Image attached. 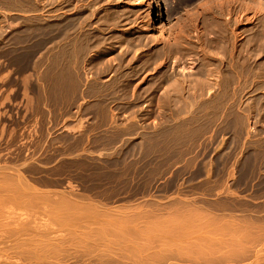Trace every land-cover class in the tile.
<instances>
[{
	"label": "rangeland",
	"instance_id": "1",
	"mask_svg": "<svg viewBox=\"0 0 264 264\" xmlns=\"http://www.w3.org/2000/svg\"><path fill=\"white\" fill-rule=\"evenodd\" d=\"M19 1L0 0V167L8 166L11 168H18L35 188L45 193L47 197L54 198V201H56V198L57 200L58 198L60 199L61 194L68 193L74 197V200H79L81 203L88 204L86 206L98 204L97 206L101 210L111 214L116 213L115 215L121 217L126 216L130 218L129 222H127L128 231L123 233L120 231L116 232L117 229H115V231H110L109 229L103 230L99 228V226L93 227L94 229L88 226L78 227V229L80 228L79 230L77 229L79 233L80 231L88 233L90 230L89 232H92L91 235L95 240L96 238L98 239L99 236V239L94 241L96 243H88V246L92 245L94 248L88 247L87 244L85 246L84 244L79 246V244H73L69 239L70 236L68 237L65 234L67 232L66 227L58 226L57 222L53 220L49 212L51 209L48 208L54 205V201L48 198L51 201H48L49 205L47 201L42 202L45 203L47 207L44 206L45 204L40 203L36 207H32L31 210L28 208L29 210L27 209L26 211L28 213L31 212V217H36L35 219H37H30L33 224V226L30 224L31 236L35 230L38 236L41 232L42 238L40 236L38 237L36 232L34 235L40 238V241L43 238H49L51 243L50 241L47 243V239L43 240L46 241L47 246L48 244L50 246L45 247L41 245V247L43 246L44 248H42V250L41 248H37L40 246V243L45 244V242L39 241V243L37 241L39 239L33 235L37 240H35L33 236L32 239L36 241L35 244L38 242L39 245H34V242L31 243L30 251H23L27 252L26 255L21 249L16 248L17 250H15L11 248V251H7L6 253L9 255L11 252V255H9V257H11L8 261H2L4 264H88L87 262L85 263V261H93L102 264H203L207 261L203 260L201 262L199 258L197 259L198 261H196L189 256L191 260L189 257L186 258L185 255H182L180 259H178L179 257L171 255L172 257H161L162 260H159L160 249L166 247L160 243L148 249H141L142 256L148 252V258H145L143 261L134 258L129 259L128 253L124 251H127L126 249H137V247L133 245H136L139 240L137 237L140 235L144 233H154L151 230L139 231L138 228L142 225H148L149 227H157L156 224L161 227L168 225L181 226L175 223L176 219H179V221L189 220L192 215L194 222L191 221L189 223L191 225L188 226L193 225V227H196L192 235V240L195 242L197 239L201 238L216 240L217 237L222 236V232L218 233L217 229L212 228L213 225L201 226V220L206 218L207 215H229L235 211H248L259 218L261 217L260 215H264V112L261 111L263 115L259 114L261 109L264 110V84H262L264 83V55H262V52L264 54V14H250L254 17L251 23L253 26L251 27H254L253 30H255V33H261V39L263 40H258V42L255 43L256 55L254 53V57L256 56L257 60L254 58V70L252 74L254 80L251 78V81L253 80L251 84L252 92L250 95H245L246 100L242 103L233 104L234 107L231 104H224V106H222L223 104H221V106L220 104H189V107H192L187 108L188 104L186 106L179 103L167 105L163 101L159 102L160 100H158V97L161 95L160 90H162L165 85L162 87L158 86V88H161H159L160 90L158 88L152 90L153 88H150L149 84H153L152 82L156 80L158 82L166 68H169V70L166 69L165 71L168 70L177 73V67L175 66V68L171 63L169 65L165 64L164 67L160 66L162 60L157 58L156 62L150 64L145 70L140 71L131 84L125 85L124 88L117 89L118 92L126 93V96H132V98L134 96H142L143 99L138 98V101L137 99H133L132 101H124L125 99L122 101V99H119L108 102V104L106 102L102 104L103 102H96L94 99L96 95L94 94L96 93L95 82L97 80L95 78L96 73L91 67L89 60L91 59V53L86 58L89 62L85 61L80 64L81 66L79 65L80 67L77 69L78 72L76 70V74L70 73L68 80L71 83L68 81V92H64L60 57L57 52L58 45L56 42L51 43L54 48L52 51L48 50V52L40 38L33 37L29 34L28 18L31 10L26 6L27 3H24V0H21L23 4ZM54 1L55 0H49L50 6L48 4V7H51V9H47L46 12H48V16L49 13H51L50 17L46 18H58L59 14H65V12L67 13L70 10V7L63 8L60 2L61 0H56V3ZM79 1L77 5H79V3L81 4L79 6L76 5L78 9H86L88 4H93V6L95 4L94 7H96L98 11H106L108 9V12L116 11V13H122L121 19L123 18V21H120L122 24L114 29L113 32L117 33L119 36L126 34L125 36L129 37L131 35L130 37L134 38L132 45L134 43V47H142L141 50H144H139L136 53L140 55H149L155 53V51L159 52L161 48L164 50L168 49L167 47H170L171 44L174 43L173 38L168 33L169 30L174 29L176 32L179 26L187 21L183 20L185 16H182L185 14V11L178 10L181 6L179 3L182 2L184 3L183 5H185V2H179V0H159V8L162 13V15L159 16V21L156 15L158 14V7L154 0ZM211 1L212 0L208 2L211 3ZM6 2L8 4H6ZM12 2L15 4L17 3L19 8L14 5V3L12 5ZM150 2H153L154 7H151ZM22 5L24 7H22ZM188 5L193 7V2H190ZM59 9L62 10L60 11ZM65 9H67V11ZM186 9L187 13L193 11V9H189L188 7ZM235 10L236 13L232 15V27H235V31L237 32L236 39L238 42L241 40V47L246 38V21H244V17L246 16L242 9V11L239 12V7L235 8ZM54 11H56V16ZM99 14L100 13H98L97 16H99ZM151 15L154 16L150 19ZM191 17L192 14L188 18L191 19ZM153 18L154 25L156 27L158 25L159 28L160 24H158V22H161L167 32H162V35L160 33L159 35L162 37L159 35L158 37H161V40L152 47L151 44L154 40H149V42L147 41L145 43L142 40V43H139L137 36L143 34L145 28L148 27L151 35L158 34L153 27L151 28ZM23 19H25V21ZM98 23L99 21L93 20L90 25L95 26L91 27L85 25L84 27L86 28L83 27L80 33L86 35L88 31L84 30H87V28H96ZM198 25L200 27L202 26L201 21ZM189 26L190 24L188 28ZM189 29L190 34L196 33V29H192V26ZM242 29L243 31L241 33ZM260 30L263 31L261 32ZM133 35H135V37ZM238 37H240V39H238ZM187 39L189 41H186L187 43H183L185 45H182L186 46L187 49V55H184L187 63L185 62L184 64L186 66L191 64V70L197 65L199 66L198 68H201L205 62L203 58L202 60L198 58L201 52H196L195 50L196 47L194 46H197V42H195L196 38L194 40V35H189ZM150 42L152 43L150 44ZM168 43H170V45H168ZM143 45L149 48L143 47ZM187 46L188 48L191 47L190 52ZM43 49H46L45 52ZM194 52H196V54ZM48 53H51L50 56ZM188 53L192 54L188 55ZM129 55L131 56V53ZM193 56L195 57L193 58ZM240 56L243 57L242 54ZM107 58H109V56H107ZM200 63H202V66L199 65ZM170 67L172 68L170 69ZM161 68H163V72ZM157 70H160V73ZM74 74L76 78H73L75 77ZM93 75L95 76L93 77ZM240 79L239 84L241 89L239 88L237 93L245 92V87H243L245 85L244 78ZM257 83H259V85ZM92 88H94V90ZM140 88L142 90H140ZM124 89H126L127 92ZM131 89L135 90L132 91ZM71 91L73 92L71 93ZM129 93H131V95H129ZM66 95L69 96L65 97ZM77 96L80 97L78 98ZM69 98H71L72 101ZM93 103H97L96 105L100 104L96 108ZM93 106L95 107L93 108ZM108 107L111 110L108 109ZM183 108L185 109L184 111ZM106 109L112 112L117 111V118L108 116L110 119H95L93 116H88L86 114V112H93L94 110V112H109L106 111ZM125 111H128L127 113L129 114ZM78 112H83V114L80 115ZM182 112H185L184 114L187 116H184ZM244 113L247 114L245 115ZM254 113L255 115H253ZM130 114H132L133 117H130ZM241 114L242 116H240ZM136 116L138 117L136 118ZM247 116L252 117L246 119ZM257 116H259L258 121L256 120ZM255 126L256 128H260V130H258V132L261 131L260 133L254 131ZM255 132L259 134V136ZM253 138L257 141L256 145ZM260 140L262 142H260ZM184 176L188 179V182H193L192 185L189 186L191 190L184 192L180 184L175 188V191L172 192L173 195H176L174 196L175 198L169 202L161 203L154 199L160 197L156 196L152 191L160 180L165 179L166 182H170L171 180L181 181ZM185 178L183 180H186ZM67 180L68 186H65ZM240 194H242V196H239ZM139 197H147L148 199L145 200L146 203L141 205L127 204L114 206V204L119 201L132 202L135 199H139ZM239 197H241L242 200L238 201ZM180 208L186 209L187 212H185V210L181 211ZM98 212L101 213L100 210ZM189 212L192 214L185 217V214ZM95 214L98 213L95 212ZM171 219L175 222H172ZM37 221L42 222L38 223ZM34 222L37 223L35 226ZM46 222H54L55 224L53 226L45 224ZM151 223H155L156 226L150 225ZM43 225L45 226L43 227ZM48 225L50 227H48ZM47 229H50L49 232ZM38 230L41 231L39 232ZM136 233L137 235L134 236ZM170 235L179 237L181 234L171 233ZM102 237L110 240L113 239L115 243H108L106 241L100 242L103 241ZM177 239L174 241H185L184 239H182V241ZM62 241H64V243ZM52 243L54 245H52L53 247L56 246L60 249L59 252L53 250L54 248L51 246ZM32 245L36 249L34 247L32 248ZM255 245L256 248L253 251L255 254L252 257L248 256L250 251L246 250L247 252H244L246 256H227L223 262L221 260L216 262L213 259L212 261L210 260L209 263L264 264V258L261 257L264 251V242H257ZM181 246H184V244ZM46 248L51 252H48L49 254L46 259L41 257L42 255L40 253L41 259L39 260L37 256L28 254L33 252L34 249V252L38 249L36 253H38V251L43 252V250L45 252L47 251ZM228 248L229 246L221 248L220 251L228 250ZM90 249L94 250L92 251ZM109 250H113V253H116H112L111 255ZM119 250H122V252ZM143 250L146 252H143ZM153 250L158 251V254ZM24 255L28 257H24ZM155 255L159 257L158 260L157 257L153 259ZM150 257L152 261L149 259ZM147 259L149 261H147Z\"/></svg>",
	"mask_w": 264,
	"mask_h": 264
},
{
	"label": "bare ground",
	"instance_id": "2",
	"mask_svg": "<svg viewBox=\"0 0 264 264\" xmlns=\"http://www.w3.org/2000/svg\"><path fill=\"white\" fill-rule=\"evenodd\" d=\"M78 1L61 0L60 2L62 3L63 8L64 7L65 8L70 7V10L67 13L64 11L65 14L64 13L62 14L60 12L62 15L59 14L58 18H56V17L46 18V17H50V13H51L50 12L49 16H48V12H46L47 9H51V7H48V4L50 3L49 0H24V3L25 2L27 3L26 6L29 7V10H31V13L29 12L30 14H29V18H28L29 34L33 37L40 38L43 41V45L46 46L47 51L48 50L52 51V49L54 48L51 43L56 42V44L58 45V46L57 45L56 46H57V52L59 54L58 56L60 57V68L62 71V85H63L64 92H66L67 88H69V85H68L69 80L68 79H69L70 73L71 72H72V74L75 73L76 70L78 69V67L81 66L80 64L84 63L85 61L89 62L88 60H86V58L89 56L90 53H91V56H90L91 59H89L90 64L96 73L95 78L97 80L95 82L96 83V85H95L96 86V93H94V94H96V95H95L94 99L96 102H100V103L103 102L102 104H104V102H106L108 104V102H112L114 100L116 101L119 99L120 100L122 99V101L124 99H125L124 101H132L133 99H137V101H138V98L143 99L142 96H139V97L136 96L137 98L135 96L133 98H132V96H128V95L126 96V93L118 92L117 89L124 88L125 85L131 84L133 79L138 75V73L140 71L145 70L146 67L150 66V64L156 62L157 58H160V60H162V62L159 61L160 66L164 67L165 64L169 65L171 63L172 66L177 67V73L176 72L173 73V71H168L169 68H166V69H168L167 71H165L166 69L164 68L165 70L163 72V68H161L163 74L161 73L162 75L160 76V80L158 82H157V80L155 82L153 81L152 82L153 84H149V87L153 88L152 90H156V88H158V86L162 87L165 85L164 88H162V90H160L161 89L160 87H159L160 89L158 88L161 91V95L158 97V100H160L159 102L163 101L167 105H171L173 103H179V104L186 106L188 104L187 108L192 107V106L189 107V104L190 105H192V104L193 105L194 104H196V105L197 104H209V105L210 104H220V106H221V104H223L222 106H224V104H226V105L231 104L233 106V104L242 103L244 100H246L245 95H250V93L252 92V85L251 84H252V81L254 80L252 78V74H253V70H254V60L256 59V56L254 57L255 43L258 42V40H263V39H261L262 38L261 33L260 34L255 33V30H253L254 27L253 28L251 27V26H253L251 23H252V20L254 17H253V15H250V14H252V13L253 14H264V0H212L211 3L208 2L210 0H179V2L180 1L185 2V5H183L184 3H182V2H181L182 4L179 3L181 6L179 7V5H178V7H179L178 10L185 11L184 12L185 14L182 15V16H185V18H183L182 16L181 17L183 18V20H187V21H185L184 24L179 26V28L176 32L174 29L169 30L168 33L173 38L174 43H172L170 47H167L168 49L164 50L160 47L161 51H159V52L155 51V53H152L149 55L144 54L145 52L143 53L144 55L136 54L139 50H141L142 47H134L133 46L134 43L132 45L134 38L130 37L131 35L130 36L128 35L129 37L125 36L126 34L119 36L117 33L113 32L114 29H116L118 26H120L122 24L121 23L123 21L122 20L123 18L121 19L122 13L121 14L116 13L115 10H113L115 12H112V11L108 12V9L106 11H98L96 9V7H94L95 4L93 6V4L91 5V4H88L87 2H86L88 4L87 8H86L87 10L85 8L84 9H82V8L78 9L76 7V5L78 4ZM154 1L157 3L158 14H156V15L158 16V21H159V16L162 15L161 9L159 8L160 7L159 6V0H154ZM188 1H189V3L193 2V7H190L188 5L189 4ZM19 2L21 3L22 1L20 0ZM54 2L56 3V0ZM13 3L14 2H12V5H13ZM53 3H52V5H53ZM86 3H84V4H86ZM6 4H8V3L6 2ZM6 4H4V5H6ZM22 4H23V2H22ZM80 4L81 3H79V5ZM14 5H16L18 7L17 3L16 4L14 3ZM79 5H77V6H79ZM150 5H151V7H154L153 2H150ZM49 6H50V4H49ZM92 6L94 7V9ZM22 7H24V6L22 5ZM187 7L189 9L190 8L193 9V11L187 13V9H186ZM238 7H239V12L243 10L244 15L246 16V17H244L245 18L244 21H246V23H245V25H246L245 37L246 38H245V42H244L243 46H241V47H240L241 40H240V42H238V40L236 39L237 38V32L235 31V27H232V23H233L232 15H234L236 13L235 8H238ZM54 8H52V9H54ZM99 9H101V8H99ZM65 10L67 11V9H65ZM85 12H87V13H85ZM54 13L56 16V11H54ZM54 13H52V14H54ZM98 13H100L99 16H97ZM191 14H192V17L190 19L188 17ZM42 16H45V17H42ZM153 16L151 15L150 19ZM51 17H52V15H51ZM238 17H241V16H238ZM177 19H178V17H177ZM235 19H236V17H235ZM238 19H240V18H238ZM23 20L25 21V19H23ZM93 20H95L97 22L99 21L96 28L91 29L89 27L90 29L87 28V30H84V31H88L87 34L84 32L86 35H83L82 33H80V32H82V29L85 25H88L91 27L95 26V25H93V26L90 25ZM200 21L202 24L201 27L198 25V23ZM188 22L190 24L189 28H191V26H192V29H194V30L196 29L195 30L196 33L192 32L193 34H190V29L188 28V25H189ZM127 23H129V22H127ZM158 24H160L159 28H158V25H157V27L154 25V18H153V20L151 22V28L153 27L158 32V34L157 35L152 34L153 35L152 36L150 34V30L148 29L149 27L145 28V30L142 28L144 30V33L141 35L139 34V36H137L138 42L142 43V40H143V42L145 43L147 41L149 42V40H154L153 43L150 42V44L152 43L151 46L153 47V45L155 43L160 41L161 40L160 38L162 37L161 36L162 32L166 31V29H164L161 22L160 23L158 22ZM237 24H238V22H237ZM261 27H262V25H261ZM84 28H86V27H84ZM242 31H243V29L241 30V33H242ZM160 33H161V35H159ZM239 33H240V31H239ZM158 35L161 37L159 38ZM189 35H192V36L194 35V40L196 38L195 42H197L196 43L197 46H194V47H196L195 50H196V52L197 51L201 52V53H199L198 58H199V60H202V58H203L204 62H205V64L203 66L201 65L203 63V61H202V63L199 64L202 66L201 68H198L199 67L198 65L196 67H194L195 70L194 69L191 70V68H192L191 64L190 65L187 64L188 66H186L184 64L185 62L187 63L186 58H184L185 57L184 55H187V51H186L187 49H186V46H182V45H185L183 43H187L186 41H189L187 39L189 37ZM133 36L135 37V35H133ZM238 39H240V37H238ZM241 39L244 40L243 38H241ZM136 42H137V40H136ZM150 44H148V45H150ZM189 44H190V42H189ZM54 45H55V43H54ZM135 45H136V43H135ZM168 45H170V43H168ZM144 46L145 45H143V47ZM187 48H188V46H187ZM46 49H43L44 52ZM188 49L190 52L191 47H189ZM54 50H56V49H54ZM141 51H144V50L142 49ZM151 51H153V50H151ZM53 52H55V51H53ZM196 52H194V53L196 54ZM130 53H131V56L129 55ZM149 53H151V52H149ZM48 54L50 56L51 53H48ZM54 54H56V53H54ZM189 54H192V53H188V55ZM241 54L243 57L240 56ZM255 55H256V53H255ZM262 55H264L263 52H262ZM107 56H109V58H107ZM129 56H130V58L128 59ZM194 57L195 56H193V58ZM49 59H50V57H49ZM127 59H128V61H127ZM188 59H189V57H188ZM188 62L191 63L190 61H188ZM90 64H87V65H90ZM171 68L172 67H170V69ZM256 68H257V66H256ZM157 71L159 72L160 70H157ZM77 72H78V70H77ZM75 74H74V76H75ZM157 75H159V74H157ZM94 76L95 75H93V77ZM153 77H155V76H153ZM73 78H76V76ZM240 78H242V79L244 78V82H245V85L243 86V87H245V92H243V93H240V92L237 93L238 89L240 88V84H239V80H241ZM251 78L253 79L252 81H251ZM60 79H61V77H60ZM259 83H257V84L259 85ZM262 84H264V83H262ZM146 85H148V84H146ZM260 85H261V83H260ZM94 88H92V89L94 90ZM126 89H127V87H126ZM126 89H124V90L126 91ZM133 90H135V89H133ZM140 90H142V89L140 88ZM144 90H145V88H144ZM119 91H121V90H119ZM243 91H244V89H243ZM72 92L73 91H71V93ZM146 92H147V90H146ZM146 92H144V93H146ZM71 93H68V94H71ZM137 93H139V92H137ZM129 95H131V93H129ZM67 96H69V95H66L65 97H67ZM77 97L79 98L80 96H77ZM69 99H71V98H69ZM74 100H76V99H74ZM71 101H72V99H71ZM133 102H136V101H133ZM146 103H148V102H146ZM96 104H94V105L97 108L99 106V104L98 105H96ZM127 104H128V102H127ZM145 105H147V104H145ZM95 106H93V108ZM109 107H108V109H110ZM127 107H129V106H127ZM226 108H227V106H226ZM100 109H101V106H100ZM223 109H222V111H223ZM184 110L185 109L183 108V111ZM94 111L93 112H86V114L88 116L89 115L93 116L95 119L96 118H101V119L105 118L106 119V118H109L108 116H110L111 118H115L117 116L116 110H115L116 112H112V111H109L106 109V111H109L107 113L104 111H101V112H94ZM204 111L207 112L206 110H204ZM261 111L264 112V110L261 109L259 114H261ZM133 112H134V110H133ZM258 112H256V113H258ZM78 113H80V112H78ZM184 113H183V115L187 116ZM81 114H83V112H81L80 115ZM127 114H129V113H127ZM132 114H134V113H132ZM132 114H130L131 115L130 117H133ZM186 114H187V112H186ZM263 114H261V115H263ZM253 115H255V113ZM240 116H242V114ZM137 117L138 116H136V118ZM248 117L249 116H247V118L246 117L245 118L248 119ZM251 117H249V118H251ZM258 117L259 116H257V119H256L257 121H258ZM131 119H133V118H131ZM253 119H255V118H253ZM256 120H253V121L257 122ZM259 121H260V119H259ZM263 127H262V129H263ZM258 130H260V128H256V126H255L254 131H257V133H260L261 131L258 132ZM257 135L259 136V134H257ZM262 137H263V135H262ZM254 139L255 138H253V140ZM253 140H252V143H253ZM254 141H255V145H256L257 141L256 140H254ZM260 142H262V141L260 140ZM254 147L257 148L256 146H254ZM260 148H258V149H260ZM48 198H50V197H47V195L45 193H43L39 189L35 188L26 179L25 175L22 174L18 168H11L8 166L0 167V264H4L2 261H6V260L8 261V259H10L11 256L9 257V255H11L10 254L11 252L10 253L8 252L9 255H7L6 253H7V251H11V248L12 249L14 248L15 250L21 249L22 252L24 250H27V252H29L30 247H31L30 244L33 242H34V245H36V244L39 245L40 242H45V244H46V241H48L47 243H49V241L51 243V240L49 238H43V239H47V240L45 241V240L41 239V241H40V238H37L38 234H37V231L35 230L37 236L34 235L35 232L33 233V235L39 240L35 239V237L33 235L32 236L38 242L40 241L39 243L37 242L35 244L36 241H34L32 239L33 237L31 236V231H30V227H31L30 224H32L30 219L33 217H31V215H30L31 212L28 213L26 211L28 208H30V210H31L32 207H36L38 204H40L42 202H45V201L51 202L50 199H52V198H50V199H48ZM53 199H52V201L55 200V199L54 200ZM49 202H48V205H49ZM42 204H45V203H42ZM53 204H51V205H53L52 207L50 206L51 208L50 207L48 208V209H51L49 212L52 215L53 220L57 222L58 226L66 227L67 232L65 231L66 232L65 234L68 237L70 236L69 237L70 241L73 244L76 243L75 245L79 244V246H80L81 244H84V246H85L87 244V246H88L89 245L88 243H90V244L96 243L94 241L99 239V236H98V239L96 238V240H95V238L91 235L92 232H89L90 230L88 231V233L87 232L83 233L82 231H80V233H79V231H77L78 227L88 226L91 229H94L93 227L99 226V228H102L103 230L109 229L110 231H112V230L115 231V229H117L116 232L120 231L122 233L125 232L126 229H128L127 228V226H128L127 222H129L130 217H126V216L121 217V216L115 215L116 213L111 214L107 211L101 210L97 206L98 204L93 205V206H92V204L90 206H86L88 204L81 203L79 200L78 201L74 200V197L69 195L68 193L63 194V195L61 194V198L60 199L58 198V200L56 198V201H54ZM44 206H46V204ZM44 206H43V208H44ZM46 207H45V209H46ZM99 210L101 211V213L98 212ZM95 212L98 214H95ZM35 218H33V220H37ZM40 222H42V221H40ZM40 222H38V223H40ZM51 223L52 222H50V223L46 222L45 224H50V225L54 226L55 223L54 222L52 224ZM176 223H178V220ZM36 224L37 223H35L34 226ZM189 225H191V224H189ZM32 226H33V224H32ZM44 226L45 225H43V227ZM53 226H51V227L54 228ZM46 227H47V225H46ZM48 227H50V226L48 225ZM49 230L50 229H47L48 232H49ZM91 231H93V230H91ZM44 232H46V231H44ZM65 234H63V235H65ZM136 235H137V233L134 236H136ZM39 236L40 237L42 236L41 232L39 233ZM44 236H45V234H44ZM107 236H109V235H107ZM104 239L105 238L102 237L103 241H100V242L106 241L108 243H111V242L113 243L115 241V240L113 241V239L110 240L108 238L105 240ZM62 242L64 243V241H62ZM97 242H99V241H97ZM192 242H194V241H192ZM45 244L40 243V246L37 248H41V250H42L43 246L41 247V245H44L46 247L47 244L46 245ZM52 245H53V243L51 244V246ZM188 245H187V247L189 248ZM48 246H50V245L48 244ZM33 247L34 246L32 245V248ZM64 247H65V245H64ZM88 247L94 248V246H92V245L88 246ZM53 248H54L53 250L57 251V252H59V250H60L56 246ZM186 248H185V246L182 247L180 245H177L176 247H173L170 249L167 248L165 250H163L161 248L160 249L161 252L159 253V255L160 256L162 255L163 258H167L168 256L174 255L176 257H179L178 259H180L183 252L187 253V256L188 255L191 256V254L195 252V248H190V249H188V248L186 249ZM34 250H33V252H30L28 254L31 256H33V255L37 256L38 260L41 259V257L46 259L48 254H49L48 252H50V251H48L49 249H47V251H45V252H44V250H43V252L38 251V253H36L38 249L36 250V252H34ZM90 250H92V249H90ZM106 250H102V251H106ZM126 250L127 251H124V249H123V251L125 253L126 252L128 253L129 259L134 258V259L140 260V261H143L145 259L142 256V252H141L142 250H140V248L135 249V250H128V249H126ZM119 251L122 252V250H119ZM149 251H151V250H149ZM153 251H155V253L157 252L156 254H158V251H156V250H153ZM199 251H202V250H199ZM27 252L25 251L23 253H25V255H26ZM67 252H69V251H67ZM121 252H119V253H121ZM143 252H146V251L143 250ZM53 253H55V252H53ZM109 253H111V255H112L113 250H109ZM115 253L116 252H114L113 254H115ZM206 253H207V251H206ZM14 254H15V252H14ZM150 254H149V256H150ZM25 255H24V257H28ZM198 255L200 256V258L201 257L204 258L203 256L200 255L199 252H198ZM198 255H195V257ZM151 257L149 259L152 261ZM155 257H157V260H158L159 257L157 255H155L153 259H156ZM192 257H194V256L192 255ZM195 257L193 259L198 261ZM200 258H199V260H201ZM215 258H214V261H216ZM160 259H161V257L159 258V260ZM211 259H209V262ZM12 260H13V258H12ZM217 260H219V257H217ZM147 261H149V260L147 259ZM37 262H39V261H37ZM40 262H43V261H40Z\"/></svg>",
	"mask_w": 264,
	"mask_h": 264
},
{
	"label": "crops",
	"instance_id": "3",
	"mask_svg": "<svg viewBox=\"0 0 264 264\" xmlns=\"http://www.w3.org/2000/svg\"><path fill=\"white\" fill-rule=\"evenodd\" d=\"M239 196H242V194H240ZM239 200H242L241 197H239L238 201ZM180 210L181 211L185 210V212H187L186 209L180 208ZM191 214L192 213L189 212L185 214V217H188ZM260 216L261 217L259 218L256 215L248 211H235L229 215L222 214L219 216L218 215H207L206 218L201 220L202 227L205 225H208V226L213 225L212 228L217 229L218 233L222 232V236L217 237L216 240H212L209 238H201V239H197L195 242H192L193 241L192 234L195 232L196 227L188 226L191 221L194 222L193 221L194 218L192 215L190 216L191 218L190 220L187 219L184 221H179V219H176V222L178 220V223L181 226L168 225V226L161 227V226H158V224H156L158 227H149L148 225H142L140 226L141 228L140 227L138 228L139 231L151 230L154 233L153 234L144 233L140 235L139 237H137L139 239L138 242L136 243V245H133V246L137 247V249L140 248L141 250V249H148L150 247H154L156 244L160 243L161 245L166 246L162 248L163 250H165L167 248L170 249V248L176 247L177 245L181 246L183 244L186 248L187 245L189 244L188 245L189 248L187 247L188 249L195 248V252L191 254V257L192 255L195 257V255H198V252H199L200 255L203 256L204 258L202 257L200 258L199 255L196 256L195 258L196 259L200 258L201 262L205 259L207 262L203 264H210L209 259L212 258L211 260H213L215 257H216L215 258L216 262H218L219 260H222L223 262L227 258V256L243 257V256H246V254H244V252H247L246 250L250 251L248 256L252 257L255 254L253 252L254 249L256 248L255 244L261 241L264 242V217H263L264 215H260ZM181 218H184V217H181ZM172 222H174V220H172ZM150 225H155V223H151ZM126 231L128 230L126 229ZM171 233H177L181 235L179 237H176V236H171L170 235ZM177 238L180 239L181 241L182 239H185V241L184 242L174 241ZM228 246H229L228 250L220 251L221 248L228 247ZM199 250H202V251H199ZM146 255L148 256V254H143V258H146L147 257ZM182 255H185L186 258L190 256V255L187 256V253L185 252H183ZM160 257H162V255ZM217 257H219V260H217ZM261 257L264 258V251L261 254ZM211 264H215V263L212 262Z\"/></svg>",
	"mask_w": 264,
	"mask_h": 264
},
{
	"label": "flooded vegetation",
	"instance_id": "4",
	"mask_svg": "<svg viewBox=\"0 0 264 264\" xmlns=\"http://www.w3.org/2000/svg\"><path fill=\"white\" fill-rule=\"evenodd\" d=\"M185 178V176H184ZM183 178V179H184ZM181 179V181H177V180H171L170 182H166V180H160L156 185L155 187L153 188V192L156 196H160L158 198H154L156 201H159L161 203H166V202H169L170 200H172L173 198H175L174 196L176 195H173V191H175V188L181 184L180 187H182L183 191L186 192V191H189L191 190L189 188L190 185H192L193 182H188V179L186 180H183ZM68 186V180L66 181L65 183V186ZM168 187V188H167ZM67 190V189H66ZM82 193V192H80ZM124 196V195H123ZM121 196V197H123ZM164 197V198H163ZM148 199L147 197H144V198H140L139 199H135L133 200L132 202H128V201H119L117 203L114 204V206H119V205H127V204H143V203H146L145 200ZM88 263V264H102V263H97V262H93V261H85V263Z\"/></svg>",
	"mask_w": 264,
	"mask_h": 264
}]
</instances>
